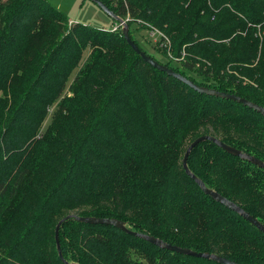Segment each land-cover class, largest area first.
<instances>
[{
	"label": "trees",
	"instance_id": "16d2710c",
	"mask_svg": "<svg viewBox=\"0 0 264 264\" xmlns=\"http://www.w3.org/2000/svg\"><path fill=\"white\" fill-rule=\"evenodd\" d=\"M100 1L119 19L128 15L130 38L151 59L264 107V0ZM66 19L47 0H0V264H221L74 219L58 229L65 263L54 228L69 213L114 217L171 245L264 264V234L181 166L201 134L264 162V117L150 66L121 30ZM133 24L163 33L168 46L155 47L163 59L147 53ZM186 164L264 225V168L210 141Z\"/></svg>",
	"mask_w": 264,
	"mask_h": 264
},
{
	"label": "water",
	"instance_id": "95a60500",
	"mask_svg": "<svg viewBox=\"0 0 264 264\" xmlns=\"http://www.w3.org/2000/svg\"><path fill=\"white\" fill-rule=\"evenodd\" d=\"M90 2L92 1L94 4H96L106 15H108L111 19L121 22V19H119L114 13L113 11L105 4H103L100 0H89ZM121 34L123 36V38L125 39L126 43L128 44V46L130 47V49H132L137 55H139L141 57V59L148 63L150 66L158 69L159 71L165 72L167 75H172L173 77H176L177 79H179L180 81H182L183 83H186L189 87H191L194 91L196 92H201L210 96H217L219 98L222 99H227V100H232L235 101L237 103L242 104L243 106H248L249 108L253 109L254 111H256L258 114H261L264 117V107L261 105H256L255 103L247 100V99H243L239 96H236L234 94L231 93H225V92H221V91H217V90H213V89H208L206 87L203 86H198L196 85L193 81H191L190 79H188L187 77L181 76L180 74L174 72L171 68H167L165 65H162L160 63H158L157 61H155L154 59H151L148 55L145 54V52H143L139 47H137L134 43V41L130 38V35L128 34V27L126 24L123 25L122 30H121ZM204 141H210L214 144H216L218 147H220L223 151H226L228 154H232L233 156L239 157L242 160H247L250 163H252L253 165L258 166L259 168H264V162L255 157H253L252 155L248 154L247 152L244 153L243 151H240L238 149H236L233 146H229L226 143H224L223 141H221L220 139H218L217 137H213L211 135L208 134H201L200 136H198L197 138H195L192 142H190L187 147L185 148V153L183 155V158L181 160V166L183 167L185 174H187L200 188V190H202V192L211 197L216 203H220L222 204L224 207H226L228 210L230 211H234L236 212L238 215H240L245 221H248L252 226H255L262 234H264V225H261V223L255 218L253 217L251 214H249L248 212L242 210L236 203H234L233 201L231 202L230 200H228L226 197L222 196L220 193L213 191L212 189H209L205 186L204 182L200 181L198 178H196V176L189 170V168L187 167L186 161L188 158V155L190 154V151L196 147L198 144H200V142H204ZM67 219H74L76 222L78 223H86V224H92V225H97V224H102V225H108V226H114L120 230H122L125 233H130L138 238L144 239L147 242L155 245L156 247L162 248V249H166L168 251L171 252H176L178 254H182L185 256H193V257H198V258H206V259H210L214 262L217 263H221V264H238L235 261H231L230 259L226 258V257H222L220 255H216L213 253H209V252H196L193 251L189 248H183L180 246H177L175 244L171 245L169 243H166L164 241H162L161 239H157L153 236L147 235V234H141V233H137L135 231H131L130 229H127L125 227L124 222H122L121 220L117 219V218H108V217H93V216H79V215H75L73 213H69L67 214L65 217L61 218L57 224L55 225L54 231H55V235H54V239H55V246L57 248V253H58V257L61 261L65 262L62 258L61 252H60V246H59V240H58V229L60 227V225L62 223H64L65 221H67ZM67 264V263H66ZM68 264H79V263H68Z\"/></svg>",
	"mask_w": 264,
	"mask_h": 264
},
{
	"label": "rangeland",
	"instance_id": "374dc122",
	"mask_svg": "<svg viewBox=\"0 0 264 264\" xmlns=\"http://www.w3.org/2000/svg\"><path fill=\"white\" fill-rule=\"evenodd\" d=\"M50 4L55 6L57 9H59L61 12L65 14L67 17L65 24L67 26L71 25L72 23H83L87 24L89 26H95L97 28H101L104 30L111 29L113 27L121 30V27H117V22H114L108 15H106L96 4H94L92 1L89 0H47ZM134 28V36L139 41V43L142 45L143 48L147 51L148 54L154 55L157 58L163 59L162 55L156 50L155 47L158 48L161 44V40L157 37H150L148 31L149 29H145L140 27V25L137 24L135 26L132 25ZM161 50V48H159ZM89 56V50L85 49L83 52L82 60L80 61V65L83 64L86 60V58ZM76 73V70L71 73V75L68 78V83L66 85V88L64 89V93L67 92V87L69 83L72 81V78L74 77ZM193 75V74H192ZM63 93V95H64ZM55 105H53L49 111L52 112V109ZM49 115L44 122L42 123V129L46 127V125L49 123L50 120Z\"/></svg>",
	"mask_w": 264,
	"mask_h": 264
},
{
	"label": "built area",
	"instance_id": "2783aa9c",
	"mask_svg": "<svg viewBox=\"0 0 264 264\" xmlns=\"http://www.w3.org/2000/svg\"><path fill=\"white\" fill-rule=\"evenodd\" d=\"M128 21H131V19L128 17V15H126L124 18H122L121 19V22H118V21H116L117 22V24H115V25H117V27H123V25L124 24H126ZM139 22V21H138ZM149 29V31H148V33H149V35H150V37H157L158 39H164V41H162L161 40V44H160V46L159 47H161V48H163L164 46H168V39L163 35V33H161L160 31H158L156 28H154V27H150V28H148ZM110 30H112V31H116V28L115 27H113V28H111ZM118 30V29H117ZM122 30V29H121ZM167 55L169 56H171V54H170V52H168L167 53ZM174 59V61H178V60H180V59H177V58H173Z\"/></svg>",
	"mask_w": 264,
	"mask_h": 264
}]
</instances>
